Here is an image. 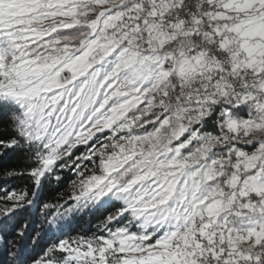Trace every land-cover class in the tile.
<instances>
[{"label": "snow or ice", "instance_id": "6c2138e0", "mask_svg": "<svg viewBox=\"0 0 264 264\" xmlns=\"http://www.w3.org/2000/svg\"><path fill=\"white\" fill-rule=\"evenodd\" d=\"M0 264H264V0H0Z\"/></svg>", "mask_w": 264, "mask_h": 264}]
</instances>
